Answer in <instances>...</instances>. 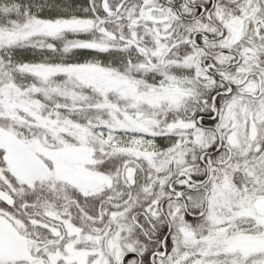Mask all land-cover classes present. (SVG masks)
I'll return each mask as SVG.
<instances>
[{"label":"snow or ice","instance_id":"1","mask_svg":"<svg viewBox=\"0 0 264 264\" xmlns=\"http://www.w3.org/2000/svg\"><path fill=\"white\" fill-rule=\"evenodd\" d=\"M0 264H264V0H0Z\"/></svg>","mask_w":264,"mask_h":264}]
</instances>
